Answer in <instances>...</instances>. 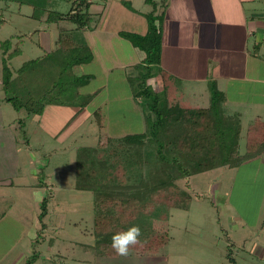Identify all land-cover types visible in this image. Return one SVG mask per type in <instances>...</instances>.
I'll return each instance as SVG.
<instances>
[{
	"label": "rangeland",
	"instance_id": "374dc122",
	"mask_svg": "<svg viewBox=\"0 0 264 264\" xmlns=\"http://www.w3.org/2000/svg\"><path fill=\"white\" fill-rule=\"evenodd\" d=\"M92 1L94 4L98 0ZM151 1V4H146L145 0H122L121 5L126 9L127 15L118 17L113 13L115 0H109L107 4L110 5L111 14L106 18L103 27L84 33L83 37L93 48L95 61L77 69L80 74L94 75V80L82 87L81 92L91 94L93 90L103 89L60 134L56 133L61 131L66 117L57 114V109L62 113L67 110L48 106L45 112L49 118L44 120L43 116L27 115L23 109L17 115L9 104L4 103L1 107L4 119L1 129L3 136H11L14 141V150H7L12 157L5 163L13 162L17 165L5 166V176H1L2 179L11 177L13 186L10 187V181L0 183V264H8L7 260L12 257L14 260L11 264H53L48 259H54L55 264H80L81 260L92 255L90 250L88 253L83 248L91 246L94 241L93 196L91 192L75 188L76 150L95 146L106 136L121 137L143 130L139 109L133 102L131 87L125 77L129 73L128 65L131 67L142 63L131 43L120 39L113 28L129 32V13L132 12V17L135 18L141 15L145 17L150 13L159 16L162 0ZM54 2L57 4L50 5L53 11L68 12L69 4L60 0ZM127 2L133 8L131 12L127 11ZM103 4L99 3V6H104ZM253 8L256 13H263L264 0H256ZM97 11L96 7L90 9L91 14ZM0 20H3L0 24V81L3 42L11 38L12 49L20 42V53L9 61L10 71L14 75L24 63L53 49L59 31H70L74 28L67 21L53 24L38 21L32 18L29 5H19L17 0H0ZM253 40L252 37L249 40L250 49ZM259 42L264 46V33L260 34ZM157 71L153 68V76L146 81V85L154 91H160L161 87L160 74ZM50 82L48 80L45 86H50ZM185 86L184 101L180 98L182 104L205 108L208 102L204 103L202 90L192 96V90L187 84ZM192 97H197L198 100L193 103L185 102ZM96 108H101L105 117V126L102 129L98 128L92 116ZM246 117L245 115L242 118L243 136L248 125ZM10 121L11 124H8ZM27 144L30 148H26ZM244 147L245 142L241 140L240 153L244 152ZM248 167H242L241 173ZM241 173L238 172V178ZM233 175H236L235 170L218 168L176 181L177 188L189 195V209L184 211L159 208L158 211L163 210L167 218L164 216L163 220L158 217L144 219L147 225L157 226L162 230L168 242L158 250L152 261L140 263L230 264L226 256L232 250L235 261L243 264L238 254H248L233 247L223 231L225 226H231L234 222L231 223L223 215L221 192L231 191L228 201L235 210L238 211L242 204L240 197L236 196L239 194V186L229 180ZM262 192L263 186L258 180L250 196L251 212L257 210ZM33 255L38 257L37 260H32ZM42 257L46 258L45 262ZM252 257L259 263L256 257ZM78 259L81 262L77 263Z\"/></svg>",
	"mask_w": 264,
	"mask_h": 264
},
{
	"label": "trees",
	"instance_id": "16d2710c",
	"mask_svg": "<svg viewBox=\"0 0 264 264\" xmlns=\"http://www.w3.org/2000/svg\"><path fill=\"white\" fill-rule=\"evenodd\" d=\"M17 1L19 5H29L32 18L38 21L48 24L67 21L74 28L59 31L51 51L24 63L14 75L9 61L20 53V42L14 49L11 38L2 43L4 101L16 113L23 109L27 115L41 116L46 106L57 105L75 109L76 116L97 95V92L82 94L81 88L89 84L93 76L77 71L93 59L92 50L82 35L93 29L90 14L93 1L60 0L70 6L66 13L51 9L54 0ZM151 2L145 0L146 4ZM166 3L167 0L161 1L162 9ZM126 7L130 11L133 9L129 2ZM145 19L144 35L118 34L145 55L142 65L131 66L126 75L143 130L121 137L106 136L95 146L76 150L75 188L91 192L93 196L94 241L83 248L92 252L90 258H85L89 263L153 257L168 239L162 230L147 225L144 219L167 218L163 210L158 211L159 208L189 209V195L177 188L176 181L218 168H235L264 152V123H249L243 136L239 116L225 113L224 96L214 83L209 84L207 107L184 108L180 105L173 96L178 80L163 75L159 67L162 13L159 16L146 14ZM152 67L160 74V91L146 85L147 79L153 76ZM48 80L51 85L45 86ZM102 113L101 108L92 112L99 129L105 126ZM241 140L245 142L243 153L239 152ZM132 226H139L141 243L131 248L127 257L117 256L111 248L112 236ZM36 258L33 255L32 260Z\"/></svg>",
	"mask_w": 264,
	"mask_h": 264
},
{
	"label": "crops",
	"instance_id": "0c3cea01",
	"mask_svg": "<svg viewBox=\"0 0 264 264\" xmlns=\"http://www.w3.org/2000/svg\"><path fill=\"white\" fill-rule=\"evenodd\" d=\"M99 1L101 0L95 1L90 7V9L92 7L98 8L97 13H90L93 20V29L83 32L82 35L103 27L106 18L111 14L110 5H108L109 0ZM121 1L115 0L113 13L118 17H125L127 15L126 9L121 5ZM102 2L104 6L100 7L99 3ZM255 4L256 0H167L165 8H161L159 67L163 75H170L178 80L173 96L184 108H200L182 104L180 98L184 101L183 87L187 84L194 93L192 96L202 90L204 103L208 102L207 104H209V84L214 83L217 90L224 96L223 108L225 113L239 116L241 133L242 118L245 115L248 124L253 121L264 123V46L259 42L260 34L264 33V12L256 13L253 8ZM132 13H129L131 18V30L129 32L144 35L147 29L145 17L141 15V17L136 16L135 18L132 17ZM113 31L117 36H119V32H123L116 28H113ZM251 37L254 38L251 45L252 49L249 48ZM119 38L123 39L120 36ZM89 47L92 50L93 62L95 61L93 48L90 45ZM135 50V53L140 57L139 61H142L145 57L144 53L136 48ZM127 68L129 70L130 66L128 65ZM92 76V80H94V75ZM0 85L2 91L0 96L1 109L4 103H9L4 101L1 81ZM102 89L98 88L92 92L99 94ZM197 100V97H192L188 101L185 100V102L193 103ZM207 104L205 107H207ZM48 106L67 110L62 113L57 109V114L66 117L61 131L56 133L58 135L65 130L67 127L65 125L75 115L76 110L57 105ZM48 106L45 107L41 115L44 120L49 118V115L45 112ZM81 113L76 114L70 121L72 122ZM1 114L0 110V134H2L0 136V183L3 184L4 181L12 180L11 177L1 178V176H5V166L17 164L13 162L5 163L12 157L7 150H14V141L11 136H3V130L1 129L3 128L4 119ZM15 120L16 118L12 121ZM8 124H11V121ZM28 147L29 144L26 148ZM3 150L5 152H2ZM247 166H249L248 169L244 168L241 173V168ZM228 169L236 171V175H233L229 180L232 183L236 182V186H239V194L236 196L240 197L242 204L238 207V211L235 210L228 201L231 191H220L223 215L229 218L231 223L234 222L231 226H225L223 231H225L227 239L233 247L239 248L243 253L248 254L247 256L241 253L238 254V257L243 260V264H264V152L242 162L235 168ZM238 172L241 173L239 178L237 177ZM258 180L263 186V192L257 210L251 212L250 196ZM9 185L10 187L13 186L12 181ZM221 186L222 183H220ZM252 256L256 257L259 263ZM226 257L230 264H239L235 261L232 250ZM152 258L154 257L123 258L107 261L106 264H142L140 262H147ZM229 258L231 261L228 260ZM42 259L44 262L46 261L45 257H42ZM13 260V257L8 259V264H11ZM48 260L55 264L54 259ZM80 260H77V263L82 261L80 264H94ZM99 264L105 263L101 262Z\"/></svg>",
	"mask_w": 264,
	"mask_h": 264
},
{
	"label": "clouds",
	"instance_id": "9594fccd",
	"mask_svg": "<svg viewBox=\"0 0 264 264\" xmlns=\"http://www.w3.org/2000/svg\"><path fill=\"white\" fill-rule=\"evenodd\" d=\"M141 235L139 226H132L112 236L111 248L117 256L127 257L130 249L141 243Z\"/></svg>",
	"mask_w": 264,
	"mask_h": 264
}]
</instances>
